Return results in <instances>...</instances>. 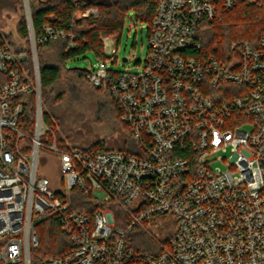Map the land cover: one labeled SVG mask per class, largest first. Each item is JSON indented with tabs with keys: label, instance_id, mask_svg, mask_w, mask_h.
<instances>
[{
	"label": "built area",
	"instance_id": "built-area-1",
	"mask_svg": "<svg viewBox=\"0 0 264 264\" xmlns=\"http://www.w3.org/2000/svg\"><path fill=\"white\" fill-rule=\"evenodd\" d=\"M23 4L29 49L0 31V264H264V32L257 42L232 41L224 59L201 41L221 12L263 9L264 0H159L138 72H113L107 59L83 71L111 95L133 151L82 150L57 137L44 117L38 49L78 42L50 24L36 36ZM91 15L97 9L82 13ZM30 97L31 134L20 128ZM46 152L65 188L40 175ZM74 190L93 211L75 208ZM166 216L174 231L160 241L151 223ZM47 218L59 221L70 248L40 259L37 225ZM134 229L157 249L131 248Z\"/></svg>",
	"mask_w": 264,
	"mask_h": 264
},
{
	"label": "trees",
	"instance_id": "trees-1",
	"mask_svg": "<svg viewBox=\"0 0 264 264\" xmlns=\"http://www.w3.org/2000/svg\"><path fill=\"white\" fill-rule=\"evenodd\" d=\"M158 1L59 0L56 3L45 2L39 6H32L30 3L32 23L36 36L42 33L45 25L50 24L65 30L69 34H73L78 42V47L73 50H67L66 41L64 40L49 42L38 49L43 104L46 107L55 106L63 100L66 91L59 89V86L63 72L72 71L66 68L69 61L76 60L87 52H93L101 60L106 59L103 38L120 37L125 17L129 11L135 12L137 20L151 25ZM92 8L98 10L97 17L91 15L87 18H76V13L85 12ZM263 32L264 8L257 9L242 4L233 11L221 12L213 22L205 24L201 33V41L207 54L224 59L225 56L231 54L229 45L232 41L249 40L250 42H257ZM16 33L17 36L7 34V38L12 45L17 50L29 49V34L25 14L17 22ZM76 70L79 77L83 78L84 70ZM30 99L32 107L25 110L20 120V128L29 134L33 132L35 126V108L32 97ZM114 106L119 115L115 104ZM49 112H44V117L47 122L51 123ZM126 133L125 143L130 140L128 131ZM88 149L107 151L112 148L97 142L90 145ZM117 149L124 150V148ZM74 191L76 197L75 208L80 211H93L94 207H91V199L85 197L78 190ZM37 233L39 245L35 249L34 254L40 259L60 256L70 248L69 239L61 224L55 218H47L41 221L37 225ZM126 240L131 248L139 252H153L157 249L151 237L139 229L129 232Z\"/></svg>",
	"mask_w": 264,
	"mask_h": 264
},
{
	"label": "rangeland",
	"instance_id": "rangeland-1",
	"mask_svg": "<svg viewBox=\"0 0 264 264\" xmlns=\"http://www.w3.org/2000/svg\"><path fill=\"white\" fill-rule=\"evenodd\" d=\"M59 0H29L32 6H39L45 2L56 3ZM30 5V6H31ZM23 0H0V31L17 36L16 25L25 14ZM96 9V8H92ZM82 13H76L81 19ZM98 14V10H97ZM93 16V15H92ZM98 16V15H97ZM94 16V17H97ZM149 24L136 19L134 11H129L125 17L120 37L103 38L104 54L113 72H138L141 63L149 57ZM119 39V40H118ZM115 49L116 55L112 54ZM127 58L128 62L123 59ZM101 59L93 52H87L78 59L69 61L63 72L59 89L66 91L62 101L55 106H44V112H49L51 128L56 131L60 140L66 139L70 145L82 150L94 143L101 142L108 148H124L126 151L135 150L131 140L126 141V126L115 109L111 95L107 90H97L79 77L76 69L89 70L96 67ZM76 70V71H75ZM49 110V111H48ZM44 157V159H42ZM39 162V173L48 177L54 189L63 186L57 158L46 152ZM218 165L222 166L220 163ZM174 220L170 216L156 218L151 223L155 235L160 241L172 236ZM167 229V234L163 229Z\"/></svg>",
	"mask_w": 264,
	"mask_h": 264
},
{
	"label": "water",
	"instance_id": "water-1",
	"mask_svg": "<svg viewBox=\"0 0 264 264\" xmlns=\"http://www.w3.org/2000/svg\"><path fill=\"white\" fill-rule=\"evenodd\" d=\"M123 61L126 62L127 61V58H124Z\"/></svg>",
	"mask_w": 264,
	"mask_h": 264
}]
</instances>
